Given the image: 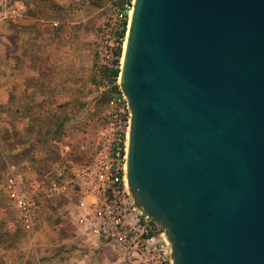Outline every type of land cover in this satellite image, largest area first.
I'll return each mask as SVG.
<instances>
[{
  "label": "water",
  "instance_id": "95a60500",
  "mask_svg": "<svg viewBox=\"0 0 264 264\" xmlns=\"http://www.w3.org/2000/svg\"><path fill=\"white\" fill-rule=\"evenodd\" d=\"M119 83L174 264H264V0H135Z\"/></svg>",
  "mask_w": 264,
  "mask_h": 264
},
{
  "label": "rangeland",
  "instance_id": "374dc122",
  "mask_svg": "<svg viewBox=\"0 0 264 264\" xmlns=\"http://www.w3.org/2000/svg\"><path fill=\"white\" fill-rule=\"evenodd\" d=\"M105 2L37 0L31 4L33 14L44 20L40 30L46 34L48 56L56 46L58 60H63L65 68L74 56L81 72L80 94L90 92V105L87 108L82 104L84 108L79 110L84 112L85 118L79 142L70 139L71 133L66 127L53 126L54 119L45 118L40 127L43 139L39 145L32 144L33 150L38 149L41 154L36 156L32 154L34 151L27 149L24 156H19L20 151H13L8 157H0V248H11L10 253H3V256L11 258L13 264H23V260L24 264H103L115 257L98 241L80 234L75 225L76 205L79 206V198L85 190L78 171L95 165L108 133L110 97L103 89L105 74L96 52L98 26L108 14ZM11 4L12 0H0V9ZM2 20L0 37H6L8 20L7 17ZM52 21H58V25L52 27ZM1 56L6 61V43L0 45ZM86 119L93 120L92 127L87 126ZM9 163L18 167L20 183L36 199L37 235L34 238L30 237L34 233L26 231L17 208L8 199L5 170ZM0 256L4 264L5 259Z\"/></svg>",
  "mask_w": 264,
  "mask_h": 264
},
{
  "label": "built area",
  "instance_id": "2783aa9c",
  "mask_svg": "<svg viewBox=\"0 0 264 264\" xmlns=\"http://www.w3.org/2000/svg\"><path fill=\"white\" fill-rule=\"evenodd\" d=\"M34 1L12 0V3L26 6ZM134 2L106 0L108 14L98 26L97 59L105 74L103 89L111 92L108 133L95 165L78 171V176L87 180V184L86 203L78 215L77 225L114 253L115 257L103 264H174V251L165 228L137 204L127 181L131 109L119 75ZM6 187L8 199L17 208L24 228L32 231L36 199L14 173L6 178Z\"/></svg>",
  "mask_w": 264,
  "mask_h": 264
},
{
  "label": "crops",
  "instance_id": "0c3cea01",
  "mask_svg": "<svg viewBox=\"0 0 264 264\" xmlns=\"http://www.w3.org/2000/svg\"><path fill=\"white\" fill-rule=\"evenodd\" d=\"M31 4L16 6L12 3L6 9H0V27L4 17L8 20L7 35L0 37V45L7 44L6 61L0 57V157H8L13 151H20L19 156H24L27 149L34 151L32 154L36 156L41 154L38 149L33 150L32 144L36 146L42 141L40 127L45 118L54 119L53 126L60 124L66 127L71 133L70 139L79 142L85 124L84 112L79 110L84 108L82 104L87 108L90 105V92L80 94L81 72L74 56L67 61L66 68L63 60H58L56 46L51 48L48 56L46 34L40 30L44 27L41 24L44 20L33 14ZM50 25L56 26L58 21H52ZM86 122L92 127L93 120L86 119ZM18 171L14 163H9L5 176L10 173L17 175ZM86 184L87 180H83L85 190ZM85 190L79 198V206L78 203L76 205L75 225L80 234L98 241L77 225L78 215L86 203ZM35 224L34 221L32 231L26 230L34 233L30 236L32 238L37 235ZM9 250L8 246L0 248L4 264L14 263L11 258L3 256V253H10Z\"/></svg>",
  "mask_w": 264,
  "mask_h": 264
},
{
  "label": "bare ground",
  "instance_id": "6f19581e",
  "mask_svg": "<svg viewBox=\"0 0 264 264\" xmlns=\"http://www.w3.org/2000/svg\"><path fill=\"white\" fill-rule=\"evenodd\" d=\"M131 16H132V14L129 17V23H128V27H127V30H126V37H125V40H124V43H123V51H122V56H121V66H122L123 59H124L125 47H126L127 35H128V29H129L130 22H131ZM119 81H120V75H119Z\"/></svg>",
  "mask_w": 264,
  "mask_h": 264
},
{
  "label": "trees",
  "instance_id": "16d2710c",
  "mask_svg": "<svg viewBox=\"0 0 264 264\" xmlns=\"http://www.w3.org/2000/svg\"><path fill=\"white\" fill-rule=\"evenodd\" d=\"M114 73L116 74V72H114ZM106 95H107V97H110L111 92L107 91V92H106Z\"/></svg>",
  "mask_w": 264,
  "mask_h": 264
}]
</instances>
